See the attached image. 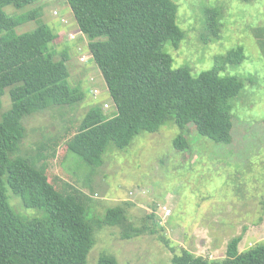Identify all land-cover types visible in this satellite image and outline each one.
I'll use <instances>...</instances> for the list:
<instances>
[{
    "label": "trees",
    "instance_id": "trees-1",
    "mask_svg": "<svg viewBox=\"0 0 264 264\" xmlns=\"http://www.w3.org/2000/svg\"><path fill=\"white\" fill-rule=\"evenodd\" d=\"M33 1L0 0V264H90L87 258L96 242L95 226L124 225L122 237L131 238L146 231L158 233V222L151 213L148 219L154 220V227L147 220L135 226L124 205L108 208L104 217H89L87 196L52 173L49 160L56 156L60 142L67 138L61 159L74 152L96 166L103 164L111 143L124 148L142 131H159L168 119L181 129L194 124L201 135L230 143L231 100L240 94L243 81L221 70L225 62H242L245 53L242 47L233 48L222 64L195 75L189 68H174L172 56L163 50L165 42L178 47L185 37L174 0H59L70 6L79 30L88 37L117 112L107 116L101 106H93L74 132L68 128L43 138L29 156H23L18 151L27 134L25 117L52 106L72 107L84 98L81 88L68 81L67 55L55 58L51 45L58 33L42 18V7L21 14L5 10L6 6L21 9ZM205 13L204 28L209 34L202 33V38L209 41L220 36L223 10L207 8ZM30 19L37 25L17 33L19 25ZM260 31L263 38L264 26L255 30L256 35ZM6 91L11 106L3 109ZM174 144L182 149L187 140L180 134ZM9 190L21 197L24 206L43 209L45 214L30 218L17 212ZM158 237L169 244L162 233ZM242 239L243 234L232 237L222 259L183 248L172 261L264 264V242L240 249ZM96 264L120 263L115 255L103 253Z\"/></svg>",
    "mask_w": 264,
    "mask_h": 264
},
{
    "label": "rangeland",
    "instance_id": "rangeland-1",
    "mask_svg": "<svg viewBox=\"0 0 264 264\" xmlns=\"http://www.w3.org/2000/svg\"><path fill=\"white\" fill-rule=\"evenodd\" d=\"M66 1V0H65ZM178 4L177 22L185 32L178 47L164 43L163 50L173 58V67H186L195 75L222 64L233 48L242 47L245 58L240 63L225 62L221 73L243 81L240 94L232 103V141L215 142L201 135L190 124L181 129L168 119L156 132L142 131L130 145L119 148L111 143L101 165H89L79 155L69 152L60 142L56 156L49 160L53 175L70 182L87 196L89 217H104L107 209L124 205L133 225L145 220L158 233L143 232L123 238L124 225L95 226V244L88 263L96 264L103 253L115 255L120 264H174L172 257L183 248L210 259L225 256L228 241L243 234L240 249L264 242V37L255 30L264 26V0H174ZM42 7V18L55 28L56 59L66 61L71 86H79L84 98L76 105L52 106L24 119L27 128L18 154L26 156L36 143L48 137L74 132L77 122L93 106H101L107 116H114L117 106L101 70L88 46V37L79 34L70 6L59 0H35L24 8L6 6L9 13H23ZM223 10L219 37L202 38L207 8ZM58 9L70 19L64 24ZM36 20L19 25L17 33L33 29ZM76 35L70 38V33ZM88 61H81V55ZM109 103V107L104 106ZM11 106L9 91L2 108ZM184 135L187 147L178 148L174 140ZM68 136H71L68 135ZM27 152V153H26ZM29 156V155H28ZM52 179V175H49ZM56 177V176H55ZM87 193V194H86ZM15 210L34 218L43 209L24 206L19 195L8 191ZM155 220V221H156ZM162 233L169 244L158 237Z\"/></svg>",
    "mask_w": 264,
    "mask_h": 264
},
{
    "label": "built area",
    "instance_id": "built-area-1",
    "mask_svg": "<svg viewBox=\"0 0 264 264\" xmlns=\"http://www.w3.org/2000/svg\"><path fill=\"white\" fill-rule=\"evenodd\" d=\"M54 14H56V16H60V11L58 10V9H55L54 10ZM60 19H61V21L64 23V24H68V23H70V20H69V18L67 17V16H65L64 14L62 15L61 14V16H60ZM82 34V31L81 30H79V34ZM69 37L71 38H75L76 37V35L74 34V33H70V35H69ZM82 61H86L88 58H87V56H85V55H82L81 56V58H80ZM109 104L108 103H106L105 104V106L107 107Z\"/></svg>",
    "mask_w": 264,
    "mask_h": 264
},
{
    "label": "clouds",
    "instance_id": "clouds-1",
    "mask_svg": "<svg viewBox=\"0 0 264 264\" xmlns=\"http://www.w3.org/2000/svg\"><path fill=\"white\" fill-rule=\"evenodd\" d=\"M70 20V19H69ZM81 34V33H80ZM81 35H84L83 33L81 34ZM83 55H85V54H83ZM82 56V55H81ZM85 56H87V55H85ZM81 58V57H80ZM87 60L86 61H88L90 58L87 56ZM81 60V59H80ZM82 61V60H81ZM106 104V103H105ZM105 104H104V106H105ZM109 104V103H108ZM110 105H108L107 107H109ZM105 108H106V106H105Z\"/></svg>",
    "mask_w": 264,
    "mask_h": 264
}]
</instances>
